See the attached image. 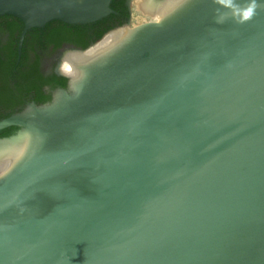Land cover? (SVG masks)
Segmentation results:
<instances>
[{"label":"water","instance_id":"water-1","mask_svg":"<svg viewBox=\"0 0 264 264\" xmlns=\"http://www.w3.org/2000/svg\"><path fill=\"white\" fill-rule=\"evenodd\" d=\"M110 1L0 16L22 46ZM120 29L53 102L0 120L19 128L0 136V264H264V0H181Z\"/></svg>","mask_w":264,"mask_h":264},{"label":"flooded vegetation","instance_id":"flooded-vegetation-1","mask_svg":"<svg viewBox=\"0 0 264 264\" xmlns=\"http://www.w3.org/2000/svg\"><path fill=\"white\" fill-rule=\"evenodd\" d=\"M109 6L112 12L94 22L69 24L53 20L44 27L31 28L29 31L38 29L41 32L28 35V31L22 46V35L16 46L11 27L7 26V15L0 16V115L11 114L15 110L12 116L31 104H37L36 96L39 94L50 97V101L44 104L53 102L58 91L69 89L72 79L70 72L63 69L65 62L109 32L132 23L134 1L111 0ZM61 25L78 31H54L56 36L49 35ZM101 32L103 35L98 38ZM62 78L67 79L65 86L60 82ZM29 87L32 88L30 91L27 90Z\"/></svg>","mask_w":264,"mask_h":264},{"label":"bare ground","instance_id":"bare-ground-1","mask_svg":"<svg viewBox=\"0 0 264 264\" xmlns=\"http://www.w3.org/2000/svg\"><path fill=\"white\" fill-rule=\"evenodd\" d=\"M180 1L181 0H135L134 3H137L139 9H141V11L147 16L148 23H159ZM129 33L130 31L126 29H120L109 33L103 40L93 45L87 51L79 52V54L69 58L63 65V69L70 72V75L76 80L80 75V63L100 56L106 51L117 46ZM2 172L3 169L1 167L0 173Z\"/></svg>","mask_w":264,"mask_h":264},{"label":"trees","instance_id":"trees-1","mask_svg":"<svg viewBox=\"0 0 264 264\" xmlns=\"http://www.w3.org/2000/svg\"><path fill=\"white\" fill-rule=\"evenodd\" d=\"M8 18V25L11 27V31H12V35H13V40H14V44L17 46L20 35L22 34V31L24 29V23L22 20H20L19 18L12 16V15H7ZM56 29V30H55ZM52 32H49V35L51 36H56V34H54L56 31L57 33L60 32H65V33H71L77 29L70 27L68 25H61L58 28H55ZM55 31V32H54ZM78 31V30H77ZM34 32V33H33ZM41 32L40 30L36 29L35 31H29L28 35H32L35 33H39ZM103 35V32H101L97 37L100 38ZM17 57V54L16 56ZM60 82L62 85H66L67 83V79L66 78H62L60 79ZM30 89H32L31 87H29L27 90L30 91ZM36 101L38 105H43L44 103L50 101V97L49 96H44L43 94H39L36 96ZM16 111L14 110L12 113H15ZM11 113V114H12ZM11 114H7V115H0V120L9 117ZM19 128L18 127H10V128H6L2 131H0V136H10L13 133H15Z\"/></svg>","mask_w":264,"mask_h":264},{"label":"rangeland","instance_id":"rangeland-1","mask_svg":"<svg viewBox=\"0 0 264 264\" xmlns=\"http://www.w3.org/2000/svg\"><path fill=\"white\" fill-rule=\"evenodd\" d=\"M145 16L146 15L141 11V9H139V6L137 5V3H134V16H133V19H132L131 27H137L139 25H142L140 23H143V24L147 23L148 19H147V16L146 17ZM137 22H138L139 25L137 24Z\"/></svg>","mask_w":264,"mask_h":264}]
</instances>
